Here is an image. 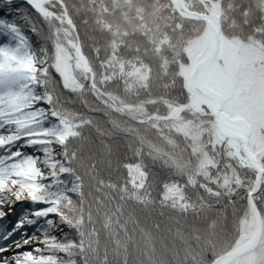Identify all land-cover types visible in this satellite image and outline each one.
I'll return each instance as SVG.
<instances>
[{"label":"trees","instance_id":"trees-1","mask_svg":"<svg viewBox=\"0 0 264 264\" xmlns=\"http://www.w3.org/2000/svg\"><path fill=\"white\" fill-rule=\"evenodd\" d=\"M181 1L206 14L219 1L221 36L254 34L264 45L261 0ZM42 7L0 0V75L11 66L17 77L12 93L0 86V174L43 196L15 210L26 230L15 235L39 237L29 250L33 264H209L236 247L251 219L255 170L240 147L218 136L207 105L163 118L189 100L182 67L205 22L181 17L170 0H50ZM253 22L257 31L239 29ZM69 40L80 43L93 77L92 85L78 69L75 91L64 89L52 67L39 72L55 41L73 54ZM185 121L200 127L197 140L176 127ZM262 142L253 200L263 217L264 132ZM16 166L22 175L11 173ZM9 224L0 218L7 246L17 239H6Z\"/></svg>","mask_w":264,"mask_h":264},{"label":"rangeland","instance_id":"rangeland-1","mask_svg":"<svg viewBox=\"0 0 264 264\" xmlns=\"http://www.w3.org/2000/svg\"><path fill=\"white\" fill-rule=\"evenodd\" d=\"M261 1L262 3H260V8L262 11H264V0ZM216 3L219 4V7L215 6ZM216 3L214 4V8L211 13L218 14V12L220 11L221 15L220 2L217 1ZM42 4L43 1L39 4L34 5L40 11V9H43ZM256 4L257 1L254 2V4L250 7H256ZM254 13L255 11L252 12L251 15L253 16L251 17H254ZM242 16L244 15L242 14ZM258 19L260 20V24L264 25V17L262 14L259 15ZM237 21H239V17L237 18ZM214 22H216V20H214ZM250 25L254 26L248 27L249 25L240 24L241 27L239 29H241L242 31L258 30L256 29L258 28L256 22L250 23ZM219 36V51L209 73L207 74L208 78L205 77V83L210 87L222 89L223 91H225L228 98L226 99L223 106L222 112L225 116L224 118L225 120H228L232 126L238 128L239 130H241V132H244L247 135L248 146L254 150V153H256L257 155H255V157H257L258 160L259 152L262 150L263 146L262 132H264V45L261 43V39L254 38V34H247L243 38H239L237 36H231L230 38L223 37L220 35V27ZM54 43V48H52L51 50L53 51V54H51L52 60H48L47 58L41 59V61L39 62V72H41V74L43 75H46L47 72L50 73L49 70L50 67H52V69L57 74L58 82L61 83L64 89L75 91V89H79L81 86L79 71L84 70L85 72H87L78 57L77 59H75V52H77L76 48L77 45H79L80 47V43L72 40L67 41V45L72 46L73 54H70L65 49H63L64 43H59L58 41H55ZM210 44L211 33L206 28L201 36L195 38L188 48V52L190 53V64L183 65L182 67V72L186 78H188V73L193 63L204 56ZM8 69V73L5 74L4 72L0 75V86L2 85V88L7 90L9 93L11 92L10 90H12V80L16 79L17 77H11V66L8 67ZM43 75L41 77H43ZM89 75L91 76L90 73ZM0 95H2L1 89ZM7 104L9 108L15 107V104H13L9 100ZM201 105H207L208 107H210L209 104L203 102L202 104L193 106V108L201 110ZM165 116H167V114ZM176 127L183 133L190 134L195 140H197V137L201 135L200 127L192 124L189 121H185L182 124H177ZM6 143L9 144L10 141ZM203 157L207 158L208 156L206 154H203ZM18 166L12 168L11 173L16 171L18 169ZM4 167H6V164L2 168ZM8 182L9 184H11V180H9ZM17 191L22 193L21 199L19 201H15L14 193ZM26 196L27 191H25L24 188H21L18 185L11 191L0 192V209L10 214L12 213L13 209L17 210L27 201H31V199H27ZM38 197H41L43 199L42 195ZM250 213L251 219L249 220L247 225L248 231L246 233L242 232V236L240 237L241 239H239L237 246L234 248L245 244L253 234L252 232L255 229V223L254 219L252 218L251 209ZM262 225L264 231V216L262 217ZM20 231H22V233L26 232L24 226L22 228H19L18 231L12 230L11 236H7L8 240L10 239V237H14L13 239L17 237V239L11 240L13 242L8 243V246L14 252L29 251L30 248L34 245H40L39 242L33 243L32 241H39V237L35 239L34 237H32V239H30L29 241L27 240L28 242L32 243L25 244L26 235L23 238H21V236L18 237V234L15 235L16 232ZM0 241V247L6 245V242L3 243L2 240ZM17 244L23 245L24 247L21 249H17ZM223 253L225 252H222L217 256ZM213 260L209 264H211ZM229 264H264V232L261 242H259L253 250L243 256H240Z\"/></svg>","mask_w":264,"mask_h":264},{"label":"water","instance_id":"water-1","mask_svg":"<svg viewBox=\"0 0 264 264\" xmlns=\"http://www.w3.org/2000/svg\"><path fill=\"white\" fill-rule=\"evenodd\" d=\"M26 1L34 5L41 3L43 0H26ZM170 2L181 17L186 19H199L205 22L207 29L211 33V44L208 47L204 56L193 63L188 73L187 84L189 89L191 90L188 102L186 104L176 106L164 118H171L177 116L188 106L201 104L203 102L208 103L211 107L214 116L217 134L231 141L240 142L245 160L256 172L252 188L248 194L251 211L255 223V234L252 236V238L249 241H247L242 246L231 249L230 251H227L217 256L211 263V264H229L234 260H236L237 258H239L240 256H243L248 252H250L251 250H253L259 243L261 231L263 230V225H262V219L260 217L258 209L256 208L253 202L252 196L258 190L259 183L262 177V169L260 168V165L258 164L256 158L253 157L248 150L246 136H244L242 132H240L236 127L232 126L229 122H227L223 118L222 109L226 96L223 95V93H221L222 91L220 92L219 89L208 86L204 81L219 51L220 11L218 12V14H213V13L206 14L198 11H190L185 9L181 0H170ZM215 6L219 7V4L216 3ZM66 19L67 22H69L67 16ZM214 20H216V22H214ZM76 50L79 60L84 66L85 70L87 72H90L87 61L83 56V54L81 53L79 45H77ZM90 80H92L91 76H90Z\"/></svg>","mask_w":264,"mask_h":264},{"label":"snow or ice","instance_id":"snow-or-ice-1","mask_svg":"<svg viewBox=\"0 0 264 264\" xmlns=\"http://www.w3.org/2000/svg\"><path fill=\"white\" fill-rule=\"evenodd\" d=\"M2 11V10H0ZM29 62L28 64H24L22 65V67L24 68H28L30 66ZM2 142V141H0ZM19 171L13 173V175L19 176L23 174L22 171V166H20ZM18 181L13 179L11 180V184H9L8 180L5 179L3 177L2 174H0V192H4V191H11L12 189L16 188L18 185ZM25 191H27V199H31L34 202L35 201H41L42 198L38 197L35 192L33 191H29L28 190V186L25 185L24 186ZM36 191H39V188L36 189ZM15 201H19L21 199V195L22 193L20 192H15ZM39 214V213H37ZM17 215V213L15 212V210L13 209V212L11 215H9L8 212L3 211L2 209H0V217L3 218H7L10 220V224H9V228H12L14 231H18L19 228L23 227V221L22 220H16L15 216ZM9 236H11V233H9ZM7 239V237H6ZM28 241L25 240V244H27ZM23 245L17 244L16 248L17 249H21L23 248ZM35 261V257L33 256V252L32 251H13L9 246L5 245L3 247H0V264H33V262Z\"/></svg>","mask_w":264,"mask_h":264},{"label":"bare ground","instance_id":"bare-ground-1","mask_svg":"<svg viewBox=\"0 0 264 264\" xmlns=\"http://www.w3.org/2000/svg\"><path fill=\"white\" fill-rule=\"evenodd\" d=\"M45 1H47V0H45ZM44 0H43V3L45 2ZM219 91L221 92V93H223V95H225V96H227V94L225 93V91H223L222 89H219ZM190 92H191V90H190ZM216 128V127H215ZM238 129V128H237ZM239 130V129H238ZM240 132H241V130H239ZM217 132V131H216ZM242 134L244 135V136H246V140H247V146H248V139H247V135L244 133V132H242ZM220 137V136H219ZM220 138H223L222 136L220 137ZM232 146L235 148V149H238L240 146H241V144H240V142H238V141H232ZM245 160V159H244ZM246 161V160H245ZM247 162V161H246ZM248 163V162H247ZM260 168H261V166H260ZM262 169V168H261ZM250 209H251V206H250ZM258 212H259V214H260V217H261V219H262V216H261V213H260V211L258 210ZM252 218H253V215H252ZM263 230L261 231V236H260V240H259V242H261V240H262V236H263ZM253 234H252V236L255 234V229L253 230V232H252ZM252 236L250 237V239L252 238ZM249 239V240H250ZM248 240V241H249Z\"/></svg>","mask_w":264,"mask_h":264}]
</instances>
